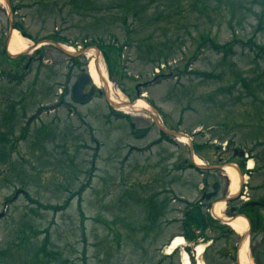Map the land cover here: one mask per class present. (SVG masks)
Here are the masks:
<instances>
[{"label":"rangeland","instance_id":"obj_1","mask_svg":"<svg viewBox=\"0 0 264 264\" xmlns=\"http://www.w3.org/2000/svg\"><path fill=\"white\" fill-rule=\"evenodd\" d=\"M8 1L0 2V264H184L185 252L193 264H229L216 253L221 238L195 253L227 228L239 245L244 235L214 218L201 195L220 183L216 205L223 219L236 216L225 197L239 195L242 179L236 194L221 167L244 152L254 168L242 194L264 197V0ZM14 30L27 45L18 55L9 52ZM67 47L86 53L69 56ZM91 60L105 67L110 104L121 111L103 83L87 103L72 101ZM138 100L173 137L132 111ZM191 152L206 169L192 166ZM252 233L240 247L248 264L251 250H264ZM176 237L185 245L169 256Z\"/></svg>","mask_w":264,"mask_h":264},{"label":"flooded vegetation","instance_id":"obj_2","mask_svg":"<svg viewBox=\"0 0 264 264\" xmlns=\"http://www.w3.org/2000/svg\"><path fill=\"white\" fill-rule=\"evenodd\" d=\"M234 158H239V161L237 164H235V166L240 170L242 177H244V175H246V173H251L248 168L246 167V163H247V156L243 153H237L235 152ZM207 165V164H205ZM209 167H213L211 170V172L215 171L218 169V167L216 166H210ZM206 169V168H205ZM221 169H223V167H221ZM209 170V169H208ZM207 171V170H205ZM249 175V174H248ZM247 184V183H246ZM218 185L217 188V195L213 198H211L210 200L207 199V195L210 194L211 192H214V186ZM248 187V186H246ZM212 189L213 191H203L201 198L202 201H204V203H209L210 207L208 208L211 209L213 207V204H217V200L218 195L220 193V183H214L212 185ZM244 192V186H241L240 189V193L239 195L234 199L232 197L229 198V200L227 201L228 204H232L235 203L237 204L236 207L231 206L232 208V213H235L236 216L231 217V219L234 218H238L239 216H244L246 218V221L248 223V231L244 234V235H240L241 236V242L242 244L249 240L251 235L253 236L254 231H257L258 233L262 234V237L260 238L259 242L260 243H264V197L260 196V197H245V195H243L242 193ZM238 194V193H237ZM244 194H246V192H244ZM228 198V197H225ZM228 208V207H227ZM228 211V210H227ZM226 224V223H225ZM216 236H219V238H221V240H223L225 243L219 248L217 252V255L219 256L221 253V257L224 262H227L229 264H241L240 262V247L242 246V244L240 243H235L234 240L237 237L236 234H234L231 229L227 228V232L224 234H217ZM203 242H206V237H203V239L201 240ZM219 241L216 240V242ZM234 242V243H233ZM206 249L204 254L207 252L208 248H210L211 246L214 245L215 241L212 240L210 242V240L208 242H206ZM258 254L255 257V254L252 252H250V257L251 260L250 262H252L253 264H264V250L263 251H259L257 252Z\"/></svg>","mask_w":264,"mask_h":264},{"label":"bare ground","instance_id":"obj_3","mask_svg":"<svg viewBox=\"0 0 264 264\" xmlns=\"http://www.w3.org/2000/svg\"><path fill=\"white\" fill-rule=\"evenodd\" d=\"M0 2H1V0H0ZM25 41L26 40L18 34L17 30H14L12 37H11L10 44H9V52L12 55H18L19 53L23 52L27 47ZM67 51L74 52L73 48H71V47H67ZM88 70H89V75L92 78V80L96 86H100L101 83H103L105 81V83H106L105 86H106V89L108 90V92L110 90H112L111 84L107 80V73L105 71V67L102 66V64L100 65L99 61H98L97 65H95L94 61L91 60L89 63V66H88ZM113 101L114 100L112 99V102ZM116 104H120V103L116 102ZM120 105L122 106V104H120ZM116 106H118V105H116ZM126 109H128V108H125L124 110H126ZM131 109H132V111L145 110L146 112H151L153 110V108L150 107L143 100H138L136 102V104L131 107ZM180 140H182V142H184L185 140H188V139H186L185 137H182ZM194 160H195L196 164L202 165V161L198 157L195 156ZM249 167L250 168L253 167L252 161H249ZM225 169H226V174L231 179V182L233 184L234 193H237L238 188H239V179H240L239 177L240 176L233 167H226ZM223 207H224L223 203L215 205L214 210H213L214 214L218 217L223 218V216L220 212L221 208H223ZM225 220L227 222H229L230 227H232L239 234L245 233L248 231V223H247L246 219L243 217L234 218V219H225ZM183 245H185L184 239L182 237H176L174 239V241L171 243V245L167 248V254L171 255L177 248H179ZM204 249H205V246H199L197 248V250H195L196 255L201 256L202 253L204 252ZM246 249H247V245H244L243 249H241V252H240L241 264H248L247 259H246L247 255L245 253ZM183 263L184 264H191L190 256L186 252L183 253ZM199 264H202L201 261L199 262Z\"/></svg>","mask_w":264,"mask_h":264},{"label":"water","instance_id":"obj_4","mask_svg":"<svg viewBox=\"0 0 264 264\" xmlns=\"http://www.w3.org/2000/svg\"><path fill=\"white\" fill-rule=\"evenodd\" d=\"M5 1L9 5V1L8 0H5ZM61 49L69 56H77V55H80V54L83 53V52L82 53L81 52L72 53V52L67 51L66 49H63V48H61ZM97 58H100V54H99L98 51H97ZM91 84H92V78H90V76L87 73L84 72V73L80 74L79 77H78V81L76 82V84L72 88V97H73V99L75 101H77V102H85L88 99H90L91 96L96 91V88L92 87L91 90L89 92H87V90H88V88H89V86ZM103 84H104V86L106 85L105 81L103 82ZM106 93H107V91H106ZM154 119L158 120V117H154ZM160 128L164 132H166L167 134L173 136V133L172 132H168L164 127H160ZM146 131H147V129H139L137 131V135L143 136L146 133ZM217 188H218V185H215L214 186L215 191H214V193H212V194H210L208 196L209 199L217 195V191H216Z\"/></svg>","mask_w":264,"mask_h":264}]
</instances>
